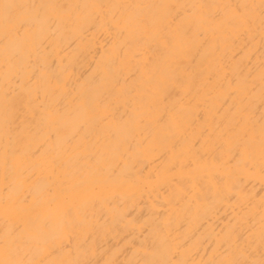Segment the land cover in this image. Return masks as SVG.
<instances>
[{"label": "bare ground", "instance_id": "1", "mask_svg": "<svg viewBox=\"0 0 264 264\" xmlns=\"http://www.w3.org/2000/svg\"><path fill=\"white\" fill-rule=\"evenodd\" d=\"M0 264H264V0H0Z\"/></svg>", "mask_w": 264, "mask_h": 264}]
</instances>
